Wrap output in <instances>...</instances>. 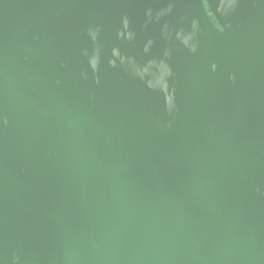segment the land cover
<instances>
[{
  "label": "water",
  "instance_id": "water-1",
  "mask_svg": "<svg viewBox=\"0 0 264 264\" xmlns=\"http://www.w3.org/2000/svg\"><path fill=\"white\" fill-rule=\"evenodd\" d=\"M0 264H264V0H0Z\"/></svg>",
  "mask_w": 264,
  "mask_h": 264
}]
</instances>
